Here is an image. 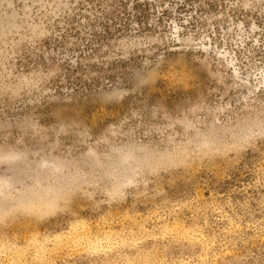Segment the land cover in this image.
Listing matches in <instances>:
<instances>
[{
  "label": "rangeland",
  "instance_id": "374dc122",
  "mask_svg": "<svg viewBox=\"0 0 264 264\" xmlns=\"http://www.w3.org/2000/svg\"><path fill=\"white\" fill-rule=\"evenodd\" d=\"M0 264H264V0H0Z\"/></svg>",
  "mask_w": 264,
  "mask_h": 264
}]
</instances>
